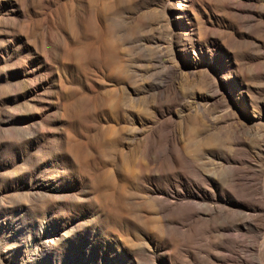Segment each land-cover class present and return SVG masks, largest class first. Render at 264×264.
I'll return each instance as SVG.
<instances>
[{"label":"rangeland","instance_id":"obj_1","mask_svg":"<svg viewBox=\"0 0 264 264\" xmlns=\"http://www.w3.org/2000/svg\"><path fill=\"white\" fill-rule=\"evenodd\" d=\"M0 264H264V0H0Z\"/></svg>","mask_w":264,"mask_h":264},{"label":"bare ground","instance_id":"obj_2","mask_svg":"<svg viewBox=\"0 0 264 264\" xmlns=\"http://www.w3.org/2000/svg\"><path fill=\"white\" fill-rule=\"evenodd\" d=\"M253 192H254V195H257V194H258V189L256 188ZM256 199H257V198H256ZM176 202H177V201H176ZM176 202L166 200V203H167V204H165V205H166L165 207H166V208H167V207H168V208H169V207L172 208L173 206H175V203H176ZM165 207H164V208H165ZM166 208H165V209H166ZM171 208H170V209H171ZM165 209H164V210H165ZM253 211H259V210L254 206V207H253ZM195 214H196V213H195ZM194 216H196V215H194ZM194 216H192V219H193ZM189 221H191V220H189ZM47 241H48V240H47ZM50 244H51V242H50Z\"/></svg>","mask_w":264,"mask_h":264}]
</instances>
